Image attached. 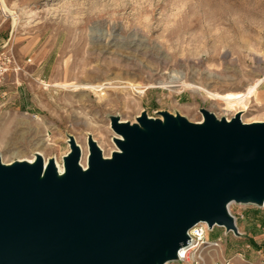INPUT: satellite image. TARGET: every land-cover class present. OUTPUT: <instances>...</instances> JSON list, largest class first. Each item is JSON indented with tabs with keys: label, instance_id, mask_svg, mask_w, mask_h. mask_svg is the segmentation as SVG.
Listing matches in <instances>:
<instances>
[{
	"label": "rangeland",
	"instance_id": "374dc122",
	"mask_svg": "<svg viewBox=\"0 0 264 264\" xmlns=\"http://www.w3.org/2000/svg\"><path fill=\"white\" fill-rule=\"evenodd\" d=\"M2 1L0 59L9 67L0 76V158L5 161L12 153L30 157L40 151L43 159L62 165L67 137L88 154V135L109 156L116 150L111 116L134 123L141 112L159 117L166 111L199 122L205 109L229 120L236 113L222 102L202 91L167 88V82L181 78L223 95L244 92L264 77V0ZM52 79L116 88L98 103L91 92L53 87ZM118 84L140 86L142 99ZM20 91L25 109L13 102ZM258 92L264 94V82ZM240 119L264 121V96L251 101ZM236 209L256 210L251 205ZM260 211L264 216V206ZM256 220L248 221L247 236L261 233ZM244 222L238 218L239 226ZM222 231L215 227L209 239ZM235 246L243 243L230 234L226 249Z\"/></svg>",
	"mask_w": 264,
	"mask_h": 264
},
{
	"label": "water",
	"instance_id": "95a60500",
	"mask_svg": "<svg viewBox=\"0 0 264 264\" xmlns=\"http://www.w3.org/2000/svg\"><path fill=\"white\" fill-rule=\"evenodd\" d=\"M111 116L109 157L90 135L62 157L0 159V264H167L198 223L238 235L230 204L264 206V121Z\"/></svg>",
	"mask_w": 264,
	"mask_h": 264
},
{
	"label": "bare ground",
	"instance_id": "6f19581e",
	"mask_svg": "<svg viewBox=\"0 0 264 264\" xmlns=\"http://www.w3.org/2000/svg\"><path fill=\"white\" fill-rule=\"evenodd\" d=\"M1 5H2V9L6 8L2 0H1ZM14 24H15V19H13V25ZM263 82H264V77L262 79L256 80L253 84H250L244 92L226 93L223 95L211 93L209 91L207 92L203 88L197 85H194L191 83H185L183 80H181V78L177 80H170L169 82H167L168 84L166 85V87L167 88L182 87L192 92H201V91L205 92L209 97H211V99H215V100L222 102L224 104V108L226 111H234V113H238V112L243 113L248 110L249 104L251 103V101L258 103L260 98L264 96V94H261L258 92V87ZM50 83L52 84L53 87L63 89V91L70 89L69 91H73V92L75 91L91 92L97 99L98 103L104 102L106 91H108L109 89L116 88L115 86L111 85V83H106L107 85L106 84H82L81 82L57 83L55 80L50 81ZM39 84L43 86L42 88L44 91L48 90L47 87L49 86L44 80H39ZM118 85H120L118 88L119 90L128 89L131 93L133 92L139 95L138 98L140 100L142 99L141 98L142 96H140V94H142V91L139 89L140 86L134 85V84H127V85L118 84ZM78 145L81 150L80 165L83 168H85L87 151L82 145L80 144ZM35 153H39L41 156H43V153L40 151H35L34 154ZM34 154L31 155L30 157H23L20 154L12 153L9 155V158L6 161L3 159V157H1L0 159L3 163H10L11 161H14V160H26V161L32 162L34 159ZM102 155L103 157L110 156V155L106 156L104 152ZM54 160H55V165H56L57 170L61 173L63 170L62 165L57 161V159H54ZM44 163H46V159H44Z\"/></svg>",
	"mask_w": 264,
	"mask_h": 264
},
{
	"label": "crops",
	"instance_id": "0c3cea01",
	"mask_svg": "<svg viewBox=\"0 0 264 264\" xmlns=\"http://www.w3.org/2000/svg\"><path fill=\"white\" fill-rule=\"evenodd\" d=\"M15 102L20 108L25 107V93L20 91L19 93L15 94ZM0 98H2L0 96ZM2 100L0 99V106L3 104L1 103ZM6 102V101H5ZM25 109V108H24ZM1 110V107H0ZM239 206H250V205H239ZM252 206V205H251ZM256 210L254 211H244V209H236L233 210L232 213L234 215H243V223L242 226L238 225V220L236 221V226L238 228V231L241 233V236L236 239L232 234L231 236L234 237V240L237 242H242L243 247L237 248L235 246L232 250L227 251L226 249V241L230 233L227 235H224V231H222V235L218 236L222 238L220 248L211 251L206 255V261L204 264H211L213 259L216 258H232L235 262V264H264V216L261 213V208L256 207ZM255 218H257L256 221L259 222V225L261 226L260 231L261 233L259 236H252V235H246V227L248 225V221L252 220L254 222ZM246 235V237L244 236ZM244 236V237H242ZM173 264H180V263H173Z\"/></svg>",
	"mask_w": 264,
	"mask_h": 264
},
{
	"label": "built area",
	"instance_id": "2783aa9c",
	"mask_svg": "<svg viewBox=\"0 0 264 264\" xmlns=\"http://www.w3.org/2000/svg\"><path fill=\"white\" fill-rule=\"evenodd\" d=\"M8 70L9 67H6L5 62L0 59V76L3 73L8 72ZM234 205L236 204L232 203L228 206V212L234 218L236 225V221L238 220V218L243 219V215H234L232 213V208ZM215 227L217 226H214L213 228H208L205 223H198L192 228H190L187 232L188 240L186 244L178 249L177 259L171 263L204 264V262L206 261V255L211 251L219 249L221 245L222 238L217 237L216 239H209V234L213 231ZM222 229L224 231V235L230 233L236 238L241 236V233L238 231V228V235H234L231 231L226 232L224 228ZM211 264H235V262L232 258H216L212 260Z\"/></svg>",
	"mask_w": 264,
	"mask_h": 264
}]
</instances>
